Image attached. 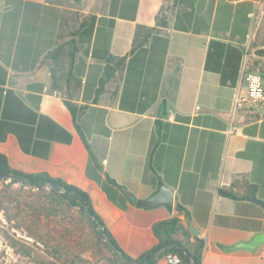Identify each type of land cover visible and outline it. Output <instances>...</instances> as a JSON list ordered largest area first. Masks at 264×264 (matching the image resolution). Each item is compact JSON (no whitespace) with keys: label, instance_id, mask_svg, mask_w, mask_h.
I'll return each mask as SVG.
<instances>
[{"label":"crops","instance_id":"crops-1","mask_svg":"<svg viewBox=\"0 0 264 264\" xmlns=\"http://www.w3.org/2000/svg\"><path fill=\"white\" fill-rule=\"evenodd\" d=\"M248 73L264 83V0H0V154L85 191L132 258L180 206L202 264H264L223 250L264 232V117L234 109ZM158 181L172 211L137 208Z\"/></svg>","mask_w":264,"mask_h":264},{"label":"rangeland","instance_id":"rangeland-1","mask_svg":"<svg viewBox=\"0 0 264 264\" xmlns=\"http://www.w3.org/2000/svg\"><path fill=\"white\" fill-rule=\"evenodd\" d=\"M45 189L0 180V264H118L76 210L51 212Z\"/></svg>","mask_w":264,"mask_h":264},{"label":"trees","instance_id":"trees-1","mask_svg":"<svg viewBox=\"0 0 264 264\" xmlns=\"http://www.w3.org/2000/svg\"><path fill=\"white\" fill-rule=\"evenodd\" d=\"M139 43L137 40L134 41V49L138 47ZM115 69H122L125 62V58L115 59ZM70 111L75 122V116L73 111L70 108ZM76 128L78 125L75 123ZM159 123L156 122V135L159 132ZM155 137V136H154ZM154 137L151 138L149 150H148V161L151 153L154 149L155 141ZM86 147L87 143L83 139ZM91 156V154H90ZM91 158H93L91 156ZM149 163V162H148ZM0 180H10V183H19L22 187L36 188L38 192H45L46 189L44 186H55V188H50L48 190L47 198L51 203V212L56 214L58 206L64 207L65 210H76V212L85 220L87 226L91 230V233L99 240L103 241V244L108 248L114 255L115 260L118 264H157L158 261L164 258L167 254H177L183 264H190V261L186 258L185 253H188L190 260L194 264H202V254L204 248V242L199 237H192L191 233L186 225V223L180 218L179 215L187 216V212L180 206H176L175 210L178 213L177 216H171L165 220L155 222L151 231L156 240V244L153 248L148 251H145L136 258H132L127 255L119 247L117 241L106 228L102 219L95 212L89 195L82 189L70 185L61 179L52 178L46 173H34L27 174L21 171L12 169L8 166L6 158L0 154ZM105 183L115 184L112 179L106 177ZM103 183L102 188L108 196L111 197L106 184ZM248 197L251 198L255 194L254 187H247ZM222 196L228 198H236L231 191L220 190ZM113 201L121 209H125V199L123 197L113 198ZM93 215L94 222L96 227H94L93 222L90 220L88 214ZM172 242L174 245L165 247L164 249L156 252V249L159 245Z\"/></svg>","mask_w":264,"mask_h":264},{"label":"water","instance_id":"water-1","mask_svg":"<svg viewBox=\"0 0 264 264\" xmlns=\"http://www.w3.org/2000/svg\"><path fill=\"white\" fill-rule=\"evenodd\" d=\"M20 184V182H19ZM43 188H55V186H44ZM252 201L258 203L261 205V207L264 209V203L260 202L256 198H252ZM135 206L137 208H141L144 210H149L157 207H164L168 211H172L173 208V191L169 188H167L161 181L157 182L156 190L147 198L144 200H137L135 202ZM90 220L93 222L94 227H96V224L93 219L92 214H88ZM187 227L193 237H197L200 232L198 229L194 228L191 223L190 219L187 218ZM174 244L172 242H166L161 245H159L156 249V252L164 249L165 247L173 246ZM260 246H264V232L259 233L252 237L249 241L246 242H238L235 245H232L230 247H224L223 250L226 252H238V251H244V252H255ZM186 258L190 261V264H194L190 260V256L188 253H185Z\"/></svg>","mask_w":264,"mask_h":264},{"label":"built area","instance_id":"built-area-1","mask_svg":"<svg viewBox=\"0 0 264 264\" xmlns=\"http://www.w3.org/2000/svg\"><path fill=\"white\" fill-rule=\"evenodd\" d=\"M247 92L245 95L234 97L235 110H247L254 117H264V83L263 77L259 73H248L246 75ZM172 121V118H168ZM264 256V246L261 248ZM165 264H183L177 254H167L164 257Z\"/></svg>","mask_w":264,"mask_h":264}]
</instances>
